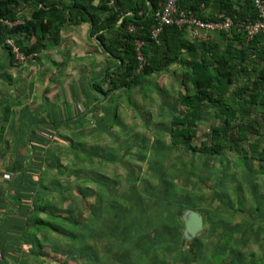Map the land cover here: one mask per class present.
Listing matches in <instances>:
<instances>
[{"label":"crops","instance_id":"crops-1","mask_svg":"<svg viewBox=\"0 0 264 264\" xmlns=\"http://www.w3.org/2000/svg\"><path fill=\"white\" fill-rule=\"evenodd\" d=\"M200 10L215 18L218 3ZM15 11L22 23L31 7L19 1ZM89 31L65 23L58 45L22 64L0 46V264H202L220 236L230 239L225 255L264 264L261 163L224 152L204 164L172 147L177 115L160 119L164 101L141 110L126 99L132 90L110 91L114 59ZM190 212L203 222L192 238Z\"/></svg>","mask_w":264,"mask_h":264},{"label":"trees","instance_id":"trees-1","mask_svg":"<svg viewBox=\"0 0 264 264\" xmlns=\"http://www.w3.org/2000/svg\"><path fill=\"white\" fill-rule=\"evenodd\" d=\"M19 1L31 7L30 17L22 23H16L15 8ZM44 1L0 0V19L13 24L0 23V46L8 51L13 62L16 61L10 48L4 45L6 39H12L20 52L29 57L58 45L59 31L65 23H88L89 36H95L104 52L114 59L113 69H107L105 75L110 91L129 92L153 74L165 72L175 64L181 66V83L190 88L176 99L183 113L171 118L172 147L181 144L184 151L198 154L204 164L224 152L236 153L243 156L241 161L246 164L250 160L261 163L264 170V33L247 42L244 34L234 28L228 35L219 33L210 40L199 41L187 39L182 28L164 26L153 38L156 26L153 16L161 0H54L48 4ZM206 1L178 0L177 4L204 20L214 21L219 15L231 17L234 23L254 22L257 18L252 0H215L218 12L215 18L208 19L200 10ZM128 26H133L134 31L128 32ZM15 36L27 40L35 37V41L23 46ZM136 42L142 44L140 51L145 58L141 68L136 59ZM95 89L106 96L99 87ZM205 107L220 118L219 124L209 126L206 135L200 134L198 127ZM201 136L204 139L196 144ZM116 229L125 228L117 225ZM229 243L230 239L216 237L214 254L201 262L254 264L247 262L242 252L225 255ZM195 247L200 258L203 241L191 243L192 253Z\"/></svg>","mask_w":264,"mask_h":264},{"label":"built area","instance_id":"built-area-1","mask_svg":"<svg viewBox=\"0 0 264 264\" xmlns=\"http://www.w3.org/2000/svg\"><path fill=\"white\" fill-rule=\"evenodd\" d=\"M177 3L178 0H161L153 16L156 24L152 31L153 38L158 35L164 26L182 28L189 33L192 39L199 41L210 40L212 35L219 33L228 35L234 28L244 34L247 42L264 33V0H252L257 16L254 22L244 20L237 23H234L231 17L225 15H219L217 20L214 21L200 19L190 11L180 9ZM0 23L6 26L13 25L2 19H0ZM127 31L133 32L134 27L128 26ZM4 45L10 48L16 63L22 64L26 61L27 57L20 52L12 39H6ZM141 45L140 42H136V59L140 64V68L145 62V58L140 51Z\"/></svg>","mask_w":264,"mask_h":264},{"label":"rangeland","instance_id":"rangeland-1","mask_svg":"<svg viewBox=\"0 0 264 264\" xmlns=\"http://www.w3.org/2000/svg\"><path fill=\"white\" fill-rule=\"evenodd\" d=\"M173 70H175L177 74L173 75ZM181 79L182 78L177 67H171L165 74H153L149 79L145 80L139 87H137L136 89H132L130 94L127 95L126 99L128 101H134V103L138 105L141 110L160 107L162 106L161 101H164L167 106L163 105V107H165L170 114L168 112V114H164L162 111L160 112L156 110L157 115H161L158 118L162 119V116L164 115L165 118L169 119L172 114L180 116L183 113V109L176 103L177 96L179 93H184L186 88H188V90L190 88V85L188 84L183 85L181 83ZM141 110H139L140 114L146 115V113H142ZM219 123L220 118L218 117V115H216V113L212 109L205 107L203 120L198 125L199 133L206 135L209 131L210 125H215ZM203 139L204 136H201L195 141V143L198 144ZM255 140L257 141L258 139L255 138ZM134 162L136 163L137 161L135 160Z\"/></svg>","mask_w":264,"mask_h":264},{"label":"water","instance_id":"water-1","mask_svg":"<svg viewBox=\"0 0 264 264\" xmlns=\"http://www.w3.org/2000/svg\"><path fill=\"white\" fill-rule=\"evenodd\" d=\"M203 228V222L200 215L194 212L188 213L184 221V232L189 238L194 237Z\"/></svg>","mask_w":264,"mask_h":264}]
</instances>
